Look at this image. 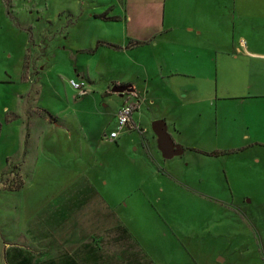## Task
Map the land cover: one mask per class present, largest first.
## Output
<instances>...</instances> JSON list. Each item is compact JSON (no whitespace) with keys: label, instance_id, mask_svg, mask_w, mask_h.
I'll list each match as a JSON object with an SVG mask.
<instances>
[{"label":"crops","instance_id":"0c3cea01","mask_svg":"<svg viewBox=\"0 0 264 264\" xmlns=\"http://www.w3.org/2000/svg\"><path fill=\"white\" fill-rule=\"evenodd\" d=\"M119 4V11L107 16H115L110 21L120 25L119 42L124 46L129 43L122 54L130 60L135 57L138 63L134 66L141 69L128 70L123 80H111L104 91L105 94L113 92L111 88L115 84L132 88L129 98L122 101V104L127 101L137 104L131 117L133 125L126 128H135L144 134L146 129L140 127L141 117H136V112L144 106H155L159 112L153 119L164 122L176 150L171 157L163 155L159 139L151 128L152 121L153 140L166 160L182 155L185 149H196L216 158L252 151L251 162L264 165V0H119ZM90 35L94 42L96 36ZM114 40L107 37L98 41L114 43ZM105 46H97V52L100 48L103 52ZM110 51L105 50L107 56ZM150 51L156 60L162 59L172 69L169 74H161L167 79H161L165 91H161V81H156L155 74L145 69L144 57L152 56ZM87 70L78 67L76 75L70 74L69 79L92 85L94 78L90 79ZM135 73L143 78L145 87L136 83ZM91 88L88 86V92L79 96L69 87L66 98L77 101L90 93ZM122 104L113 111V123L117 122V110ZM62 111L72 113L83 127L84 110L73 102L69 101L55 113L48 111L50 115L44 116L47 127H54L66 136L52 138L45 134L41 146L43 155L48 156L55 146L52 142L68 145L67 140L74 139L69 125L60 119L58 113ZM124 128L120 134L125 132ZM109 133L104 142L110 155H116L111 163L116 160L121 163L122 158L117 156L123 146L118 137L108 138ZM145 139L142 149L151 153L150 138ZM51 153L60 160L68 154L56 149ZM105 161L102 159V164ZM97 165L94 158L81 161L79 170L77 166L58 163L59 172L67 178L72 172L75 180L67 179L60 192L34 204L32 211L17 212L13 239L8 236L9 230H4L0 264L225 263L224 258L209 259V256L189 253L187 246L188 252H185L180 243L186 237V244L191 245L193 232L190 228L184 230L178 219L175 221L179 212H176L177 204L153 205L154 196L149 198L148 190L139 192L133 186L119 187L116 183L122 180L118 172V168L122 171L120 164L111 171L116 179L100 176L103 179L99 177L98 183H91L88 177ZM41 166L46 168L44 161ZM131 177L137 178L133 174ZM140 195L144 197L142 201ZM171 195L178 197L177 192H168ZM157 200L160 201V196ZM263 202L264 196L259 199V203ZM242 210L239 212L251 217L249 210ZM162 212L168 213L169 225ZM257 215L264 218V205ZM261 255V259H239L235 264H264V250Z\"/></svg>","mask_w":264,"mask_h":264},{"label":"rangeland","instance_id":"374dc122","mask_svg":"<svg viewBox=\"0 0 264 264\" xmlns=\"http://www.w3.org/2000/svg\"><path fill=\"white\" fill-rule=\"evenodd\" d=\"M120 8L119 0H0V246L6 228L13 239L17 212L32 211L34 204L56 195L67 179H74L72 172L68 178L60 173L58 163L74 165L79 170L81 161L94 158L98 165L88 177L91 183H98L100 176L116 179L111 171L118 163L122 166V171L118 168L122 174V180L116 183L119 187L148 190L149 198L154 196L153 205L177 204L175 221L178 219L184 230L190 228L193 232L191 245L186 244V237L182 238L180 244L185 252L187 246L189 253L209 259L224 258V264L261 259L264 218H259L257 211L264 205L259 203L264 196V165L251 162L252 151L216 158L196 149H185L182 155L166 160L156 148L150 129L154 114L159 111L149 105L136 112V117H141L140 127L146 132L141 134L135 128L125 127V132L118 136L123 151L117 157L122 162L111 163L116 155H110L104 138L116 128L113 111L129 98L130 92L120 96L113 92L105 94L104 90L111 80H123L128 70L141 69L134 66L138 63L135 57L130 60L122 54L129 43L124 46L119 42L120 25L100 17ZM92 33L96 36L94 42ZM107 37L116 41H98ZM100 44L106 45L103 52L101 48L97 52ZM79 48L84 51H78ZM105 50L112 53L107 56ZM150 54L144 57L145 69L155 74L156 81H161V91H165L162 80L167 79L161 74H169L172 69L162 59L156 60L153 51ZM78 67L88 69L94 81L92 85L86 81L87 87L92 86L91 92L74 101L66 98V93L72 87L68 82L70 74L75 76ZM139 76L135 73L136 83L145 87ZM69 101L84 110L83 127L72 113H58L69 125L74 139L67 140L68 145L52 142L55 146L48 156L43 155L45 134L52 138L66 136L47 127L44 116L66 107ZM147 136L151 153L142 149ZM52 149L68 154L60 160L51 153ZM102 159L107 161L102 164ZM43 161L46 168L41 166ZM130 174L137 178H129ZM168 192H177L178 197H169ZM140 197L142 201L144 197ZM250 197L252 201L248 202ZM240 209L249 210L251 217L240 213ZM162 214L169 225L168 213Z\"/></svg>","mask_w":264,"mask_h":264},{"label":"built area","instance_id":"2783aa9c","mask_svg":"<svg viewBox=\"0 0 264 264\" xmlns=\"http://www.w3.org/2000/svg\"><path fill=\"white\" fill-rule=\"evenodd\" d=\"M69 84L76 90L77 95L82 96L88 92L85 82L76 81L73 78L69 79ZM137 108L136 102L127 101L117 110V125L113 129L108 138L116 139L124 127H132V113Z\"/></svg>","mask_w":264,"mask_h":264},{"label":"water","instance_id":"95a60500","mask_svg":"<svg viewBox=\"0 0 264 264\" xmlns=\"http://www.w3.org/2000/svg\"><path fill=\"white\" fill-rule=\"evenodd\" d=\"M111 90L113 92H118L123 94L124 92L132 91V88L129 85L115 84L112 86ZM165 124L161 120H156L152 123V130L157 135L159 142L158 145L165 157H171L176 153V150L173 148L172 140L169 135L166 133L164 128Z\"/></svg>","mask_w":264,"mask_h":264},{"label":"trees","instance_id":"16d2710c","mask_svg":"<svg viewBox=\"0 0 264 264\" xmlns=\"http://www.w3.org/2000/svg\"><path fill=\"white\" fill-rule=\"evenodd\" d=\"M100 17L105 18L107 20H114V19H116L115 16H107V13H104V14L100 15ZM108 45L115 46L113 44H108ZM213 154H218V152H214Z\"/></svg>","mask_w":264,"mask_h":264}]
</instances>
